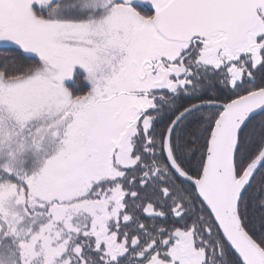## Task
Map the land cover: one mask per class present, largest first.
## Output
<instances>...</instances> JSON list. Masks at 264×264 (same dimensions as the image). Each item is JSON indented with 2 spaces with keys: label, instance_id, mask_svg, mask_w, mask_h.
Returning <instances> with one entry per match:
<instances>
[{
  "label": "snow or ice",
  "instance_id": "1",
  "mask_svg": "<svg viewBox=\"0 0 264 264\" xmlns=\"http://www.w3.org/2000/svg\"><path fill=\"white\" fill-rule=\"evenodd\" d=\"M0 264H264V0H0Z\"/></svg>",
  "mask_w": 264,
  "mask_h": 264
}]
</instances>
